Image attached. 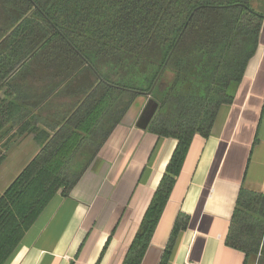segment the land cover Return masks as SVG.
I'll return each mask as SVG.
<instances>
[{"label": "trees", "instance_id": "1", "mask_svg": "<svg viewBox=\"0 0 264 264\" xmlns=\"http://www.w3.org/2000/svg\"><path fill=\"white\" fill-rule=\"evenodd\" d=\"M258 1L262 12L252 0H0V164L15 138L39 149L0 194V264L151 91L158 108L147 132L176 146L122 262L141 264L193 138L210 136L257 50ZM188 221L176 216L158 264ZM225 245L243 264L264 258V195L239 190Z\"/></svg>", "mask_w": 264, "mask_h": 264}, {"label": "crops", "instance_id": "2", "mask_svg": "<svg viewBox=\"0 0 264 264\" xmlns=\"http://www.w3.org/2000/svg\"><path fill=\"white\" fill-rule=\"evenodd\" d=\"M134 103L7 264H96L111 234L100 264H122L176 146L136 128L145 99ZM241 188L264 195V21L232 104L220 108L207 139L193 138L141 264L159 263L179 213L189 221L168 264H243L244 255L225 245Z\"/></svg>", "mask_w": 264, "mask_h": 264}, {"label": "rangeland", "instance_id": "3", "mask_svg": "<svg viewBox=\"0 0 264 264\" xmlns=\"http://www.w3.org/2000/svg\"><path fill=\"white\" fill-rule=\"evenodd\" d=\"M251 8L255 11H263L262 3L258 0H252ZM43 58H47V56H43ZM28 72L25 71L23 75ZM140 98H137V100ZM144 99L146 103L147 99ZM135 108L136 105L134 103L132 110L134 111ZM31 138L32 137L27 136L12 140L14 146L9 149L5 160L0 164V192H3L10 185V183L20 174L26 163H29L35 153L38 152V146L33 141H30ZM255 264H264V258H261L260 260L258 258Z\"/></svg>", "mask_w": 264, "mask_h": 264}, {"label": "water", "instance_id": "4", "mask_svg": "<svg viewBox=\"0 0 264 264\" xmlns=\"http://www.w3.org/2000/svg\"><path fill=\"white\" fill-rule=\"evenodd\" d=\"M185 29V28H184ZM178 41H179V38H178V40L176 41V44L178 43ZM176 44H175V46H176ZM174 46V47H175ZM174 49V48H173ZM173 49H172V51H171V53L173 52ZM36 52V51H35ZM34 52V53H35ZM34 53L33 54H31L24 62H22L21 64H20V66H18L17 67V69H16V71L25 63V62H27L33 55H34ZM171 53H170V55H171ZM169 58V57H168ZM150 94H151V91L150 92H148L147 94H145V96H144V98H146L147 99V102L145 103V105L143 106V108H142V110H141V112H140V115H139V117H138V119H137V121H136V123H135V126H136V128H138V129H140V130H146L147 129V127H148V125L150 124V122L152 121V119H153V117H154V115L156 114V112H157V108H158V106H157V104L155 103V102H153V101H151L150 99H149V97H150ZM128 112V111H127ZM125 117V116H124Z\"/></svg>", "mask_w": 264, "mask_h": 264}]
</instances>
